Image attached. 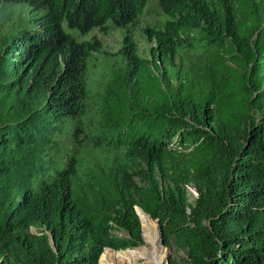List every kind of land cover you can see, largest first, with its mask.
<instances>
[{
	"label": "trees",
	"instance_id": "1",
	"mask_svg": "<svg viewBox=\"0 0 264 264\" xmlns=\"http://www.w3.org/2000/svg\"><path fill=\"white\" fill-rule=\"evenodd\" d=\"M147 2L0 0L34 24L0 26V264L135 249L134 206L184 253L169 264H264V0H159L151 60L130 32ZM64 24L124 30L126 70L97 101L86 71L100 41ZM181 51L197 66L176 67Z\"/></svg>",
	"mask_w": 264,
	"mask_h": 264
},
{
	"label": "rangeland",
	"instance_id": "2",
	"mask_svg": "<svg viewBox=\"0 0 264 264\" xmlns=\"http://www.w3.org/2000/svg\"><path fill=\"white\" fill-rule=\"evenodd\" d=\"M159 0H148L146 7L140 15L136 25L130 28L131 35L138 47V54L141 58L152 59L151 51L154 46L153 41L147 39L145 29L148 27H160L165 19L159 4ZM29 9L27 6L21 4H4L0 9V26L4 28H10L17 30L20 27H33L32 21H29ZM66 32L71 34L76 40L84 41L90 40L93 37L100 41L101 52L90 56L87 59V71H86V83L90 94L94 101H97L99 96L103 94L104 87L107 81L110 79L112 72H124L126 70V60L122 53L119 51L122 48V40L124 36V30L109 26L108 32L104 33L98 29H93L86 35H81L77 30H72L66 27ZM196 54L198 52H180L179 56L175 59L176 67L184 69H190L197 66ZM161 69L166 71L167 77L171 78L172 84L176 82L175 72L172 71L169 66L159 65ZM89 116L96 115L91 111ZM95 153L88 152L86 155L89 160L92 159ZM189 201L192 202L195 198V192L192 187L188 188ZM155 221V220H154ZM158 226V225H157ZM159 229V228H158ZM34 231V229H32ZM142 234L143 230H142ZM159 238L161 242V236L159 232ZM149 245L143 240V244L137 248H143ZM165 250L167 253V261L170 259L180 260L184 253L175 248H168Z\"/></svg>",
	"mask_w": 264,
	"mask_h": 264
},
{
	"label": "bare ground",
	"instance_id": "3",
	"mask_svg": "<svg viewBox=\"0 0 264 264\" xmlns=\"http://www.w3.org/2000/svg\"><path fill=\"white\" fill-rule=\"evenodd\" d=\"M144 240L149 245L143 248L113 251L105 249L99 258V264H168L165 247L159 238L156 221L140 211Z\"/></svg>",
	"mask_w": 264,
	"mask_h": 264
},
{
	"label": "water",
	"instance_id": "4",
	"mask_svg": "<svg viewBox=\"0 0 264 264\" xmlns=\"http://www.w3.org/2000/svg\"><path fill=\"white\" fill-rule=\"evenodd\" d=\"M134 210H135V212H136V214H137V216H138V218H139V220H140V223H141V219H140V211H143L140 207H138V206H134ZM150 216V215H149ZM150 218L152 219V217L150 216ZM154 220V219H153ZM156 221V223H157V225H158V228H159V232H160V236H161V244H162V246L164 247L165 245H164V241H163V238H162V232H161V228H160V226H159V221L158 220H155ZM141 228H142V226H141ZM142 238H143V240H144V235L142 234ZM105 249H109V248H104V250ZM103 250V251H104ZM110 250H112V249H110ZM113 251H115V250H113ZM120 251V250H119ZM100 258V257H99ZM167 263L169 264V261H167Z\"/></svg>",
	"mask_w": 264,
	"mask_h": 264
}]
</instances>
